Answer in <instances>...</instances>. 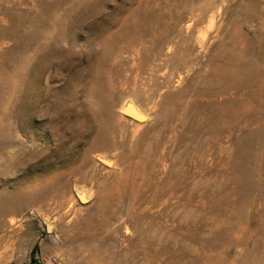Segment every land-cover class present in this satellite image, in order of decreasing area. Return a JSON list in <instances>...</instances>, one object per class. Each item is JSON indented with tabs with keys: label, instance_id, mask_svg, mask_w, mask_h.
<instances>
[{
	"label": "rangeland",
	"instance_id": "1",
	"mask_svg": "<svg viewBox=\"0 0 264 264\" xmlns=\"http://www.w3.org/2000/svg\"><path fill=\"white\" fill-rule=\"evenodd\" d=\"M36 245L264 264V0H0V264Z\"/></svg>",
	"mask_w": 264,
	"mask_h": 264
},
{
	"label": "water",
	"instance_id": "2",
	"mask_svg": "<svg viewBox=\"0 0 264 264\" xmlns=\"http://www.w3.org/2000/svg\"><path fill=\"white\" fill-rule=\"evenodd\" d=\"M133 110H135L138 113V111L135 108H133V107H128V108L122 110L121 113L124 116H127V117L132 118V119L137 120V121L144 120V117L142 115H140L139 113H138L139 116L131 115V111H133ZM82 200H84V198Z\"/></svg>",
	"mask_w": 264,
	"mask_h": 264
},
{
	"label": "trees",
	"instance_id": "3",
	"mask_svg": "<svg viewBox=\"0 0 264 264\" xmlns=\"http://www.w3.org/2000/svg\"><path fill=\"white\" fill-rule=\"evenodd\" d=\"M38 246L36 245L32 251L31 260L28 264H42L41 260L37 257Z\"/></svg>",
	"mask_w": 264,
	"mask_h": 264
}]
</instances>
